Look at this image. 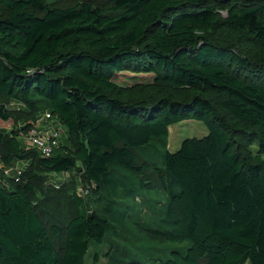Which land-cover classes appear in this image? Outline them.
I'll return each instance as SVG.
<instances>
[{
  "label": "trees",
  "instance_id": "1",
  "mask_svg": "<svg viewBox=\"0 0 264 264\" xmlns=\"http://www.w3.org/2000/svg\"><path fill=\"white\" fill-rule=\"evenodd\" d=\"M0 97L26 115L0 130V264H87L106 242L96 264H264V0H0ZM45 113L65 133L49 157L20 139ZM189 119L207 133L169 151ZM63 173L77 212L47 225L33 193ZM128 221L184 248L124 257Z\"/></svg>",
  "mask_w": 264,
  "mask_h": 264
},
{
  "label": "rangeland",
  "instance_id": "2",
  "mask_svg": "<svg viewBox=\"0 0 264 264\" xmlns=\"http://www.w3.org/2000/svg\"><path fill=\"white\" fill-rule=\"evenodd\" d=\"M93 2L101 6L107 5V0H93ZM128 75L129 74L126 73L125 76H127V78L123 80V76H121L120 79L125 82H131L132 79ZM0 101L5 102L11 111L10 120L8 122H0V130L9 133L11 128H18L25 124L24 121H26V115L16 103L4 99L3 97H0ZM168 132V150L173 152L179 148L180 142L184 138L203 136L207 133V129L202 122L189 119L170 125ZM63 135H65V133H63ZM4 151L5 149L3 145L0 144V180L6 179L7 176H12L14 171L9 168L10 165H8L7 162L4 163L2 159ZM9 154H11V152H9ZM36 169L41 173L45 172V170L38 165H36ZM41 177L42 178H40L36 184V190L32 197V200L35 202V207L39 214L47 222V225L57 223L59 226H63L71 216L76 214L78 207L72 196V191L75 189V185L72 182L73 175L71 173L65 174V177L69 178L62 185H60V182H62L60 174H51L48 177ZM144 177L152 180L151 193L149 194V197L163 200L164 195L154 173L152 171H146L144 173ZM139 207L141 208L142 218L148 220L147 207L142 206L141 203ZM63 241V237L60 236L57 238L55 240L56 246L61 248L63 246ZM112 243L120 247L122 256L140 257L145 260H157L160 256L162 257L168 255L173 249L184 248L183 244L164 242L155 237L144 234L136 229L129 221L122 225L118 238L112 241ZM110 249L111 246L108 242L100 246L90 243L89 252L86 256V263L96 264L93 261V253L95 252H97L100 256L99 262L104 261L103 254L109 252ZM244 264L249 263L246 262Z\"/></svg>",
  "mask_w": 264,
  "mask_h": 264
},
{
  "label": "built area",
  "instance_id": "3",
  "mask_svg": "<svg viewBox=\"0 0 264 264\" xmlns=\"http://www.w3.org/2000/svg\"><path fill=\"white\" fill-rule=\"evenodd\" d=\"M62 133V125L53 115L45 113L41 119L32 123L20 138L27 147L35 149L43 157H49L59 145ZM15 170L19 173L18 167ZM65 174L67 173L61 174L62 181L66 179ZM87 194L88 188H81L80 196L84 198Z\"/></svg>",
  "mask_w": 264,
  "mask_h": 264
}]
</instances>
